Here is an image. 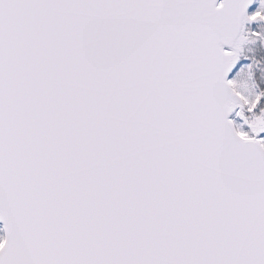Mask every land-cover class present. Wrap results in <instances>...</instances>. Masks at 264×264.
<instances>
[{"label": "snow or ice", "instance_id": "snow-or-ice-1", "mask_svg": "<svg viewBox=\"0 0 264 264\" xmlns=\"http://www.w3.org/2000/svg\"><path fill=\"white\" fill-rule=\"evenodd\" d=\"M252 3L0 0V264H264Z\"/></svg>", "mask_w": 264, "mask_h": 264}, {"label": "rangeland", "instance_id": "rangeland-1", "mask_svg": "<svg viewBox=\"0 0 264 264\" xmlns=\"http://www.w3.org/2000/svg\"><path fill=\"white\" fill-rule=\"evenodd\" d=\"M259 7V0L254 1L253 7L249 10L251 15L254 11H256ZM244 32H261L264 33V23H245ZM256 62V66L252 69V79L249 81L251 85H255L254 91L264 92V42L260 40H256L253 43H246L242 45V52L237 61V65L235 68V72L233 73L232 78L236 75V73L240 70H247L249 65H252L253 62ZM261 107H264V101L261 102V105L255 110V115H259ZM245 116H248L245 113ZM234 120V124L242 125L241 130L249 131L246 125H243V121L239 118H235V114L233 113L231 118ZM261 135H264L262 133ZM0 236H3L2 227H0Z\"/></svg>", "mask_w": 264, "mask_h": 264}, {"label": "water", "instance_id": "water-1", "mask_svg": "<svg viewBox=\"0 0 264 264\" xmlns=\"http://www.w3.org/2000/svg\"><path fill=\"white\" fill-rule=\"evenodd\" d=\"M253 4H254V0H253V3L251 4V5H249V7L246 9V14H249L250 13V9L253 7ZM256 23H259V22H256ZM236 68V67H235ZM235 72V69H234V71L232 72V73H230L229 74V76H228V78L230 79L232 76V74ZM232 116V115H231ZM231 116L229 117V118H231ZM0 225H1V227H2V229H3V224L2 223H0ZM3 235H4V233H3Z\"/></svg>", "mask_w": 264, "mask_h": 264}]
</instances>
